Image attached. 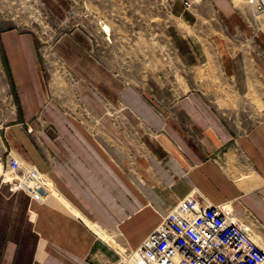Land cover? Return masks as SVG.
<instances>
[{
  "label": "crops",
  "instance_id": "0c3cea01",
  "mask_svg": "<svg viewBox=\"0 0 264 264\" xmlns=\"http://www.w3.org/2000/svg\"><path fill=\"white\" fill-rule=\"evenodd\" d=\"M229 35L230 40L240 36ZM261 37L249 49L239 48L247 63L244 75L232 51L231 59L223 53L221 70L238 98L220 96V103L241 102L243 96L264 101ZM190 38L189 52L196 55ZM0 43L14 103L12 122L1 131L5 156L38 167L60 194H43L40 185L32 199L25 195L35 241L27 244L6 222L0 264H98L94 256L107 264L112 256L95 224L137 248L168 209L194 189L213 204L229 203L264 243V117L242 132L210 95L190 91L153 98L140 93L84 37L71 48L76 62L72 90L47 79L35 34L7 31ZM58 43L57 54L67 58L69 40ZM182 83L190 86L191 78ZM212 83L210 78L200 84ZM68 93L87 107L92 128L79 121L83 115L68 110L77 105L63 99Z\"/></svg>",
  "mask_w": 264,
  "mask_h": 264
},
{
  "label": "rangeland",
  "instance_id": "374dc122",
  "mask_svg": "<svg viewBox=\"0 0 264 264\" xmlns=\"http://www.w3.org/2000/svg\"><path fill=\"white\" fill-rule=\"evenodd\" d=\"M186 1L191 5L187 6ZM11 30L36 35L47 79L58 80L69 90L75 83L73 69L76 64L71 48L84 37L88 47L111 64L116 73L135 83L140 93L153 98L163 93L183 95L190 91L210 95L221 106L231 126L242 132L264 117V101L251 102L248 98L252 96L241 97V102L218 101L220 96L238 98L232 81L227 80L224 70H221L222 57L226 55L231 59L233 55V60L239 64L244 75L243 64L247 63L239 48L249 49L253 40L262 36L261 50H264L262 1L0 0V37ZM189 34L192 37L190 45L196 55L189 52ZM229 34L240 36L230 40ZM62 38L69 40L67 58L57 54V45ZM231 51L232 55L228 53ZM5 59L0 43V207L4 209L0 213V233H3L6 222L11 221L17 228L15 234L33 245L35 234L30 228L32 217L26 211L24 198L27 195L32 199V196L22 188L19 180L21 175L27 174V165L23 163L25 168L16 171L8 167L12 156H5L1 138L2 129L12 122L14 106ZM254 75L257 77L256 73ZM188 77L191 78L190 86H183V80ZM210 78L212 85L200 84ZM72 95L68 93L63 98L73 99L77 103L68 110L83 115L79 121L92 128L93 120L87 107L75 94ZM111 110L114 113V109ZM40 121L44 127L51 126L45 120ZM30 128L33 132L34 129ZM30 167L46 191L60 195L46 173L33 164ZM81 219L87 224L84 217ZM94 231L112 256V261L107 264H129L127 257L141 246L131 247L127 240L112 237L111 230L98 224H95ZM99 231L105 238L101 237ZM27 249L30 247L27 246ZM94 257L98 264H104L98 256Z\"/></svg>",
  "mask_w": 264,
  "mask_h": 264
},
{
  "label": "built area",
  "instance_id": "2783aa9c",
  "mask_svg": "<svg viewBox=\"0 0 264 264\" xmlns=\"http://www.w3.org/2000/svg\"><path fill=\"white\" fill-rule=\"evenodd\" d=\"M185 4L191 5L189 1ZM25 166L13 156L8 161L13 171ZM30 169L27 165V174L19 180L33 197L43 184ZM42 191L46 193V188ZM127 259L129 264H264V243L245 217L234 214L229 203L213 204L194 189L171 207Z\"/></svg>",
  "mask_w": 264,
  "mask_h": 264
},
{
  "label": "bare ground",
  "instance_id": "6f19581e",
  "mask_svg": "<svg viewBox=\"0 0 264 264\" xmlns=\"http://www.w3.org/2000/svg\"><path fill=\"white\" fill-rule=\"evenodd\" d=\"M239 1H241V0H239ZM250 2L252 1V0H249ZM255 1V0H254ZM259 1H262L263 3H264V0H259Z\"/></svg>",
  "mask_w": 264,
  "mask_h": 264
},
{
  "label": "trees",
  "instance_id": "16d2710c",
  "mask_svg": "<svg viewBox=\"0 0 264 264\" xmlns=\"http://www.w3.org/2000/svg\"><path fill=\"white\" fill-rule=\"evenodd\" d=\"M5 63H7V62H6V59H5Z\"/></svg>",
  "mask_w": 264,
  "mask_h": 264
}]
</instances>
